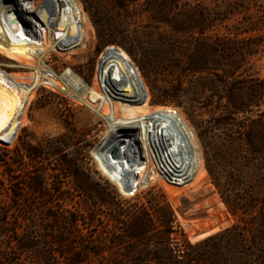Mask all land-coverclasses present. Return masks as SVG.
Segmentation results:
<instances>
[{"label": "rangeland", "instance_id": "1", "mask_svg": "<svg viewBox=\"0 0 264 264\" xmlns=\"http://www.w3.org/2000/svg\"><path fill=\"white\" fill-rule=\"evenodd\" d=\"M57 1L0 0V264H70L83 246L99 252L124 234L119 222L151 215L154 198L170 206L181 249L204 242L209 253L234 226L248 248H264V0H172L168 22L156 20L153 0H75L85 22L78 17L83 31L67 43ZM108 58L122 101L98 67ZM16 89L28 90L26 105L12 100ZM237 93L243 111L230 114ZM40 168L47 185L38 191L29 177ZM41 193L54 208L34 198ZM160 231L138 241L154 245ZM262 259L256 249L251 260Z\"/></svg>", "mask_w": 264, "mask_h": 264}, {"label": "trees", "instance_id": "2", "mask_svg": "<svg viewBox=\"0 0 264 264\" xmlns=\"http://www.w3.org/2000/svg\"><path fill=\"white\" fill-rule=\"evenodd\" d=\"M117 5L120 8H127L129 4L134 0H115ZM153 6L158 7L159 9L157 11V21H163L168 22L169 19L172 17V13L170 8L175 7V2L172 0H153ZM168 9L169 11H165ZM196 13L192 10H189L188 13L186 12V16L190 18V20H193L195 18ZM201 17L210 16V13H202L200 14ZM207 21V20H206ZM204 21V23L206 22ZM184 29V30H183ZM177 30V32H184V33H192L193 28L189 27L183 28ZM206 29L203 28L202 31H205ZM204 54L203 57L209 59L210 55H212V44L205 40L204 42ZM12 53L16 52V49L14 47H10V50ZM127 54L131 56L130 52L126 50ZM105 55V52L103 53V56ZM114 59L117 60V67L120 72L125 74L126 71L129 72L130 68L125 65V60H127V56L124 52H116L113 56ZM111 58L103 60H98V67L101 66V72L105 76V86L106 91L114 95V98H118L120 101L124 99H120L122 96L119 93V85L116 83L117 80L110 79V68L109 67V60ZM201 63H204L203 60H201ZM126 67V68H125ZM193 72H198L200 69L198 68H190ZM137 73V72H136ZM138 75V73H137ZM231 75L229 74L230 77ZM124 76L120 78V74L118 75L119 84L124 83ZM28 86H33L32 84H29L26 82ZM227 86V84H226ZM125 92L129 93L130 91V85L127 83H124ZM35 88H33L34 90ZM228 91L230 93H233V88L231 86L228 87ZM13 98L17 106L20 105H26V95L28 93V90L23 89H16L13 91ZM27 92V93H26ZM12 93V92H11ZM103 95V93H102ZM240 95L237 93L234 98H229L228 103V110L230 114L238 113L243 111L241 102L239 101ZM132 98V97H129ZM149 98V97H147ZM151 101H148L147 103L150 104ZM127 109V107H124ZM123 108V109H124ZM139 111V110H138ZM140 114H146L147 111L145 109L140 110ZM103 151V149H101ZM180 171L178 173L182 174V176H186L189 168H186L184 170L179 169ZM66 171V169H64ZM44 171L42 168L39 170L37 169L36 172L33 174V176L29 177L30 186L33 188V190H45L47 182L42 178L44 175ZM107 177L110 179L113 176H109L107 174ZM122 181L120 177H113V179ZM15 196V195H14ZM15 198L18 199L19 202H23L24 204L31 205L32 201L30 197L25 198L21 195H16ZM38 200H40L44 205L52 206L53 198L50 196H47L45 193H41L36 195L34 197ZM58 200H66V198H63L59 195H57ZM57 200V199H56ZM28 208V207H26ZM54 208V207H53ZM150 211L151 215H149L146 211L141 210L138 211V215L134 217V219L130 222H119L122 227L124 228V234H122L119 238H117L115 241L108 244L107 248L100 249V251H96V248H90L88 246L84 247L83 250H79V252L73 253L71 252V257L73 260L70 262V264H89L87 261V255H94L95 257H103V255L106 257L107 261L105 264H264V259L259 262H253L251 259L256 254L257 251L261 254V257L264 256V248L263 244L260 242H254V247L247 246V239L246 237L241 234L240 229H238L236 226L232 227L231 229L225 231L223 233L222 238H225L226 240L215 243L213 247L210 249L209 253H206L205 250V244L206 243H199L196 245H191L189 242L185 241V244L181 247L176 244L173 239H171V235L173 232V214L171 211L170 206L162 199L154 198L153 202L150 205ZM60 220L59 216H51L49 221L56 222ZM117 220V219H116ZM79 222V220H77ZM76 221V222H77ZM88 223L89 220H86ZM83 221H80V223ZM160 228L162 231H160L156 235L157 242L154 245H151L146 242H139L138 240H141L145 238V235L155 229ZM237 230L239 232H237ZM151 238V237H150ZM149 239V238H148ZM147 239V240H148ZM253 246V245H252ZM29 247H26V249ZM93 252H92V250ZM84 255V256H83ZM102 259V258H101Z\"/></svg>", "mask_w": 264, "mask_h": 264}, {"label": "bare ground", "instance_id": "3", "mask_svg": "<svg viewBox=\"0 0 264 264\" xmlns=\"http://www.w3.org/2000/svg\"><path fill=\"white\" fill-rule=\"evenodd\" d=\"M57 2L59 3L58 4V7H59V19H58V23H57L58 25L57 26L59 28H62L61 29V35L63 34V37H60L59 36L58 38L59 39L60 38H63V41L66 40V43H67V42H70L74 36H76L77 34L82 33L83 30L80 33H78L79 32V29H80L79 28V20H78V17H80V19H81L80 24H82V22L83 23L85 22V18L82 15L83 13L81 11L80 6L78 5V3L75 0H60V1H57ZM38 14H39L38 17L40 19H42V23L47 28V30H45V34H47V32L49 30V27H47V26H48V23L50 22V15H49V19H48L47 18V14L45 13V11H42V10ZM25 20H26L25 24L30 25V22L27 20L26 17H25ZM130 145L133 146L132 145V142H131ZM116 173H119V172L116 170Z\"/></svg>", "mask_w": 264, "mask_h": 264}, {"label": "water", "instance_id": "4", "mask_svg": "<svg viewBox=\"0 0 264 264\" xmlns=\"http://www.w3.org/2000/svg\"><path fill=\"white\" fill-rule=\"evenodd\" d=\"M122 175V173H120ZM125 186H128V185H125Z\"/></svg>", "mask_w": 264, "mask_h": 264}]
</instances>
